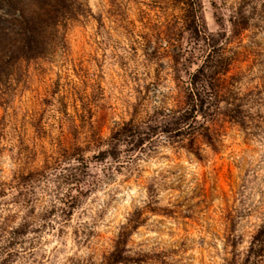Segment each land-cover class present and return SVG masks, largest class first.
<instances>
[{"label":"clouds","instance_id":"obj_1","mask_svg":"<svg viewBox=\"0 0 264 264\" xmlns=\"http://www.w3.org/2000/svg\"><path fill=\"white\" fill-rule=\"evenodd\" d=\"M0 264H264V0H0Z\"/></svg>","mask_w":264,"mask_h":264}]
</instances>
